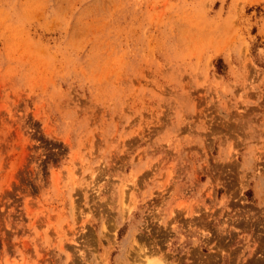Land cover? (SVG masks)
<instances>
[{"label":"rangeland","instance_id":"rangeland-1","mask_svg":"<svg viewBox=\"0 0 264 264\" xmlns=\"http://www.w3.org/2000/svg\"><path fill=\"white\" fill-rule=\"evenodd\" d=\"M0 264H264V0H0Z\"/></svg>","mask_w":264,"mask_h":264}]
</instances>
